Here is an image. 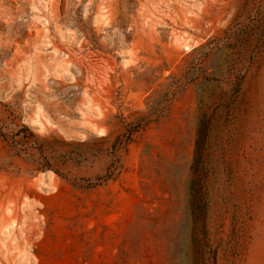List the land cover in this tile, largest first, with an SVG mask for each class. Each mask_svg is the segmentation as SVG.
<instances>
[{
	"label": "rangeland",
	"instance_id": "1",
	"mask_svg": "<svg viewBox=\"0 0 264 264\" xmlns=\"http://www.w3.org/2000/svg\"><path fill=\"white\" fill-rule=\"evenodd\" d=\"M0 264H264V0H0Z\"/></svg>",
	"mask_w": 264,
	"mask_h": 264
},
{
	"label": "trees",
	"instance_id": "2",
	"mask_svg": "<svg viewBox=\"0 0 264 264\" xmlns=\"http://www.w3.org/2000/svg\"><path fill=\"white\" fill-rule=\"evenodd\" d=\"M201 144H202V143H201V138L198 136V139H197V141H196V145H197V151H196V157H195L196 161H199L200 158H201V154H200V151H201V149H200ZM199 189H200V187H199Z\"/></svg>",
	"mask_w": 264,
	"mask_h": 264
}]
</instances>
